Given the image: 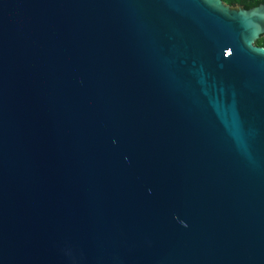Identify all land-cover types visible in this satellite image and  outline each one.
<instances>
[{
    "label": "water",
    "instance_id": "obj_1",
    "mask_svg": "<svg viewBox=\"0 0 264 264\" xmlns=\"http://www.w3.org/2000/svg\"><path fill=\"white\" fill-rule=\"evenodd\" d=\"M264 4L0 0V264H264Z\"/></svg>",
    "mask_w": 264,
    "mask_h": 264
},
{
    "label": "trees",
    "instance_id": "obj_2",
    "mask_svg": "<svg viewBox=\"0 0 264 264\" xmlns=\"http://www.w3.org/2000/svg\"><path fill=\"white\" fill-rule=\"evenodd\" d=\"M230 5H241L244 8H250L260 3L264 4V0H223ZM255 44L264 47V33L261 34L256 40Z\"/></svg>",
    "mask_w": 264,
    "mask_h": 264
}]
</instances>
